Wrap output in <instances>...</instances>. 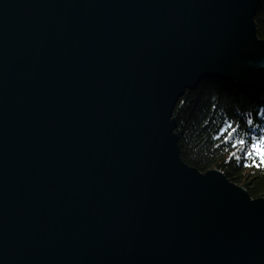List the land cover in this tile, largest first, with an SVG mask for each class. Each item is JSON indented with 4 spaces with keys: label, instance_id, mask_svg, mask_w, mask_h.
Segmentation results:
<instances>
[{
    "label": "water",
    "instance_id": "95a60500",
    "mask_svg": "<svg viewBox=\"0 0 264 264\" xmlns=\"http://www.w3.org/2000/svg\"><path fill=\"white\" fill-rule=\"evenodd\" d=\"M259 0H0V264H264V198L180 159L185 91L264 94Z\"/></svg>",
    "mask_w": 264,
    "mask_h": 264
},
{
    "label": "trees",
    "instance_id": "16d2710c",
    "mask_svg": "<svg viewBox=\"0 0 264 264\" xmlns=\"http://www.w3.org/2000/svg\"><path fill=\"white\" fill-rule=\"evenodd\" d=\"M257 37L264 40V0L254 14ZM175 132L180 159L201 174L218 170L227 181L241 186L250 198H264V165L244 155L247 148L234 143L237 136L248 140L264 134V94L235 83L208 80L195 91L184 93L175 106ZM252 119L253 123L248 121ZM237 133L229 141L219 133L229 123Z\"/></svg>",
    "mask_w": 264,
    "mask_h": 264
},
{
    "label": "snow or ice",
    "instance_id": "6c2138e0",
    "mask_svg": "<svg viewBox=\"0 0 264 264\" xmlns=\"http://www.w3.org/2000/svg\"><path fill=\"white\" fill-rule=\"evenodd\" d=\"M248 123L252 124L253 120L250 119ZM259 131L264 133V129H260ZM220 133L224 134L223 139L225 141H229L237 133V128L233 127L232 123L230 122L227 127H221L219 129L218 134ZM234 143L239 145L241 148H247V151L244 153V155L248 158H251L253 164L257 163L256 158H258L260 164L264 165V134L252 136L248 140L242 136H237Z\"/></svg>",
    "mask_w": 264,
    "mask_h": 264
},
{
    "label": "rangeland",
    "instance_id": "374dc122",
    "mask_svg": "<svg viewBox=\"0 0 264 264\" xmlns=\"http://www.w3.org/2000/svg\"><path fill=\"white\" fill-rule=\"evenodd\" d=\"M215 81H217V80H215ZM239 86H240V85H239ZM241 87H243V86H241ZM196 89H197V88H196ZM196 89H195V90H196ZM195 90H193V91H195ZM191 91H192V90H191ZM186 92H187V93H191V92L185 91V93H186ZM175 128H176V127H175ZM174 130H175V129H174Z\"/></svg>",
    "mask_w": 264,
    "mask_h": 264
}]
</instances>
